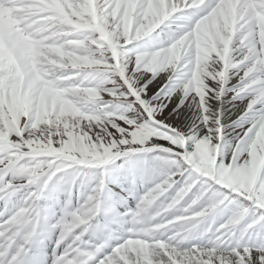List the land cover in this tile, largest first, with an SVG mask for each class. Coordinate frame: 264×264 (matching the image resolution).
<instances>
[{
	"label": "snow or ice",
	"instance_id": "obj_1",
	"mask_svg": "<svg viewBox=\"0 0 264 264\" xmlns=\"http://www.w3.org/2000/svg\"><path fill=\"white\" fill-rule=\"evenodd\" d=\"M0 264H264V0H0Z\"/></svg>",
	"mask_w": 264,
	"mask_h": 264
}]
</instances>
